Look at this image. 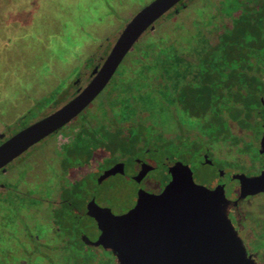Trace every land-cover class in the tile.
<instances>
[{"label":"flooded vegetation","instance_id":"obj_1","mask_svg":"<svg viewBox=\"0 0 264 264\" xmlns=\"http://www.w3.org/2000/svg\"><path fill=\"white\" fill-rule=\"evenodd\" d=\"M147 1L110 48L107 38L94 52L97 45L90 46L88 58L69 59L66 71L24 89L23 108H0V146L76 98L126 25L154 0ZM204 1L177 5L134 45L83 112L0 169V236L11 248L18 242L12 212L21 208L24 215L18 264H148L136 255L143 247L149 264H157V254L179 252L172 242H157L155 233L142 244L140 225L115 233L109 217L131 214L144 192L161 195L175 173L224 195L219 211L240 240L245 263L264 264V191L249 194L245 185L264 173V0H207L213 24L180 52L182 42L170 38L174 23L189 28L190 9ZM162 30L167 40H158ZM156 104L169 113L164 127ZM123 188L131 191L127 199ZM165 229L161 235L172 237L173 228ZM131 234L139 240L134 246L120 242Z\"/></svg>","mask_w":264,"mask_h":264},{"label":"rangeland","instance_id":"obj_2","mask_svg":"<svg viewBox=\"0 0 264 264\" xmlns=\"http://www.w3.org/2000/svg\"><path fill=\"white\" fill-rule=\"evenodd\" d=\"M205 1L203 6L197 7L196 3L190 9V16H194V20L189 23V28H181L180 23H174L178 28L170 38L182 42L180 52H185L186 48L191 49L190 42L194 43L199 39V32L203 26L213 24L215 14L210 13L208 1ZM148 2L0 0V108L10 112L23 108L24 89L33 88L42 79H52L53 73L59 69L66 71L69 59L88 58L90 46L97 45L92 48L94 52L99 43L105 44L107 38L109 42L104 47L110 48L125 20ZM218 7L222 8V5ZM167 17L164 16L161 22ZM221 21L220 16L217 18V24ZM160 23L156 26L158 27ZM165 31L162 30L158 40L168 39ZM150 39V36H145V40ZM180 52L178 53L181 54ZM75 63L74 65L80 66L77 61ZM156 105V117L164 127L163 124L171 120L169 113L161 108V105ZM158 124L159 121L156 120V125ZM20 178L23 180V175ZM118 184L120 186L121 182ZM114 193H117V190L111 192ZM122 194L127 199L131 196V191L123 188ZM22 216L24 215L21 208L14 210L11 215V234L13 239L18 241L12 248L11 243L0 236V264H18L21 259L18 254L22 244L19 239L24 230ZM7 250H12L9 257L6 256Z\"/></svg>","mask_w":264,"mask_h":264},{"label":"water","instance_id":"obj_3","mask_svg":"<svg viewBox=\"0 0 264 264\" xmlns=\"http://www.w3.org/2000/svg\"><path fill=\"white\" fill-rule=\"evenodd\" d=\"M182 1L154 0L139 11L121 32L101 69L94 70L91 83L76 98L0 146V169L83 112L104 90L134 45L147 31H154L156 23ZM115 171L108 173L104 179L115 175ZM245 185L253 190L249 194L264 191V173L258 178L246 179ZM224 199L222 193L208 192L197 186L191 174L183 180L175 173L173 183L161 195L144 192L139 206L131 214L122 218L109 217L114 221L115 233L124 226L140 225L141 234H144L142 244L150 240L149 233H155L157 242L166 245L172 242L173 249L180 247V251L172 256L157 254V264L159 261L160 264H168L171 259L172 264H246L240 240L233 230L228 229V223L219 211L220 201ZM166 226L173 228L172 237L161 235L166 232ZM118 241H113L117 243L114 245L116 250L122 248L118 247ZM138 241L131 234L120 242L132 247ZM147 249L143 247L142 252L136 255L149 264L152 256L145 252Z\"/></svg>","mask_w":264,"mask_h":264},{"label":"trees","instance_id":"obj_4","mask_svg":"<svg viewBox=\"0 0 264 264\" xmlns=\"http://www.w3.org/2000/svg\"><path fill=\"white\" fill-rule=\"evenodd\" d=\"M161 20H162V19H161ZM161 20H159L157 23H160V22H161ZM161 23H163V21H162ZM161 23H160V24H161Z\"/></svg>","mask_w":264,"mask_h":264}]
</instances>
